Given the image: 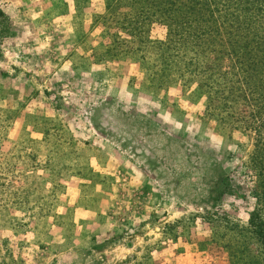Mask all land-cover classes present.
I'll return each instance as SVG.
<instances>
[{
	"label": "rangeland",
	"instance_id": "1",
	"mask_svg": "<svg viewBox=\"0 0 264 264\" xmlns=\"http://www.w3.org/2000/svg\"><path fill=\"white\" fill-rule=\"evenodd\" d=\"M163 1L0 0V264H264L249 71Z\"/></svg>",
	"mask_w": 264,
	"mask_h": 264
},
{
	"label": "trees",
	"instance_id": "2",
	"mask_svg": "<svg viewBox=\"0 0 264 264\" xmlns=\"http://www.w3.org/2000/svg\"><path fill=\"white\" fill-rule=\"evenodd\" d=\"M152 8L179 13L188 29L196 26L194 38L204 35L205 30L213 34L220 45L227 47L231 67L249 71L240 82L246 88L247 104L253 109L251 115L262 118L260 128L264 133V0H174L172 5L163 1L162 8ZM204 14L212 15L207 27ZM223 18L228 19L225 26ZM254 147L258 157L254 164L264 172V139ZM249 227L246 239L264 250V223L256 215L251 216Z\"/></svg>",
	"mask_w": 264,
	"mask_h": 264
}]
</instances>
